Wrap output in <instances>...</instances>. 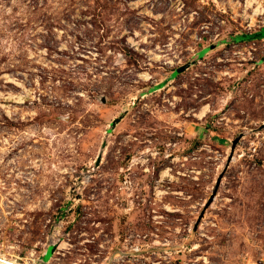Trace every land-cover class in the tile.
I'll use <instances>...</instances> for the list:
<instances>
[{
	"label": "rangeland",
	"instance_id": "1",
	"mask_svg": "<svg viewBox=\"0 0 264 264\" xmlns=\"http://www.w3.org/2000/svg\"><path fill=\"white\" fill-rule=\"evenodd\" d=\"M248 1L0 0L2 255L264 264V36L233 40L264 30Z\"/></svg>",
	"mask_w": 264,
	"mask_h": 264
},
{
	"label": "water",
	"instance_id": "2",
	"mask_svg": "<svg viewBox=\"0 0 264 264\" xmlns=\"http://www.w3.org/2000/svg\"><path fill=\"white\" fill-rule=\"evenodd\" d=\"M243 35H244V36H248V35H249V36H253V38L263 37V36H264V30H262V31H260V32H255V33H245V34L237 35V36H234V37H233V40L237 41V39H238L240 36H243ZM212 48H214V46H210V49H212ZM208 49H209V48H208ZM204 53H205V50H203V51L200 53V56H202ZM189 66H190V63H188V64H186V65H183V66H179L178 68H176V70L174 71L173 75H175V74H177V73H179V72L184 71V70H185L187 67H189ZM122 117H123V116H119V117L115 118V119L112 121L111 125H112L113 128H114V127L116 126V124L122 119ZM240 137H241V135L238 136L237 138H235L234 140H232V145H231L232 153H233V151H234V149H235V147H236V144H237V142L239 141ZM105 146H106V142L103 143V147H105ZM232 153H231V155L229 156L228 164H229V162H230V160H231V158H232ZM101 158H102V155L100 154V155L97 157V159H96V165H98V164L100 163ZM223 174H224V172L220 174V176H219V178H218V181H217L216 188H215V190H214L212 196L210 197V200H209V201H211V199H212L213 196L215 195V193H216V191H217V189H218V187H219L220 180H221ZM49 249H52V251H53L52 254H53L54 251L56 250V244H51V245L48 247L47 251H46L45 254H43V256H42V262H41L40 264H46V263L49 261L50 257L52 256V254H51V255H49L48 257H46L47 252L49 251Z\"/></svg>",
	"mask_w": 264,
	"mask_h": 264
},
{
	"label": "built area",
	"instance_id": "3",
	"mask_svg": "<svg viewBox=\"0 0 264 264\" xmlns=\"http://www.w3.org/2000/svg\"><path fill=\"white\" fill-rule=\"evenodd\" d=\"M133 182H132V180H130V179H125L124 181H123V186H122V188L124 189V190H126L127 192L128 191H132V188H133V184H132ZM122 253H124V252H122ZM5 258V256L4 255H2L1 253H0V264H6L5 262L6 261H4L3 259ZM10 259H12V258H10ZM14 261L15 262H17V264H30V263H27V262H20V261H18V260H16V259H14ZM39 264L42 262V259H40L39 261ZM32 264H34V263H32ZM46 264H51L50 263V261H48Z\"/></svg>",
	"mask_w": 264,
	"mask_h": 264
},
{
	"label": "bare ground",
	"instance_id": "4",
	"mask_svg": "<svg viewBox=\"0 0 264 264\" xmlns=\"http://www.w3.org/2000/svg\"><path fill=\"white\" fill-rule=\"evenodd\" d=\"M253 1H248V3H249V5L252 3ZM257 10H258V8H256L255 9V12H257ZM259 12V11H258ZM204 114H205V110L204 111H202L201 113H199V116L200 117H203L204 116ZM140 159V158H139ZM138 158H135V160H139ZM163 173H167V171H164ZM3 259V258H2ZM4 261H6L5 263L6 264H17V262H15L14 261V259H10L9 257H5L4 259H3Z\"/></svg>",
	"mask_w": 264,
	"mask_h": 264
},
{
	"label": "crops",
	"instance_id": "5",
	"mask_svg": "<svg viewBox=\"0 0 264 264\" xmlns=\"http://www.w3.org/2000/svg\"><path fill=\"white\" fill-rule=\"evenodd\" d=\"M250 33V32H249ZM243 34H245V33H243Z\"/></svg>",
	"mask_w": 264,
	"mask_h": 264
},
{
	"label": "trees",
	"instance_id": "6",
	"mask_svg": "<svg viewBox=\"0 0 264 264\" xmlns=\"http://www.w3.org/2000/svg\"><path fill=\"white\" fill-rule=\"evenodd\" d=\"M259 38H261V37H259Z\"/></svg>",
	"mask_w": 264,
	"mask_h": 264
}]
</instances>
